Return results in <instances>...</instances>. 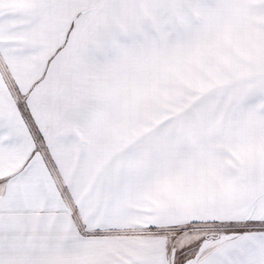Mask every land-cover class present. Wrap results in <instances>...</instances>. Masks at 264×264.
<instances>
[{
    "label": "snow or ice",
    "instance_id": "snow-or-ice-1",
    "mask_svg": "<svg viewBox=\"0 0 264 264\" xmlns=\"http://www.w3.org/2000/svg\"><path fill=\"white\" fill-rule=\"evenodd\" d=\"M0 264H264V0H0Z\"/></svg>",
    "mask_w": 264,
    "mask_h": 264
}]
</instances>
